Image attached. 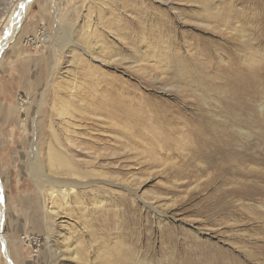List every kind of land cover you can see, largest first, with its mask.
Returning <instances> with one entry per match:
<instances>
[{
	"label": "rangeland",
	"instance_id": "1",
	"mask_svg": "<svg viewBox=\"0 0 264 264\" xmlns=\"http://www.w3.org/2000/svg\"><path fill=\"white\" fill-rule=\"evenodd\" d=\"M25 1L0 0V43ZM204 1L32 0L12 41L0 50V237L13 264H102L106 246L127 264H264L258 223L264 218H249L263 215L264 199L243 200L248 211L231 197L220 201L221 182L195 173L186 152L157 144L148 150L137 132L119 142L112 133L118 128L106 120L97 126L91 115L101 95L124 88L134 108L155 101L191 121L199 113L215 119L208 115L211 107L204 111L193 102L201 96L203 107L209 106L220 84H179L162 42L174 40L187 65L197 58L181 43L193 37L222 45L225 52L226 38H233L230 46L243 53V40L264 38V0H212L214 9L227 7L235 17L221 28L201 24ZM116 17V27L124 23L135 38L113 32L108 23ZM153 22L165 38H139V27L150 29ZM100 51L113 58L107 66L99 63ZM217 59L201 61L212 64L203 75L224 76L216 64L227 61ZM53 135L83 171L107 176L83 178L89 186L65 197L57 185V195L49 198L51 179L64 178L48 165ZM228 202L230 216L222 209ZM32 238L39 241L29 246ZM1 242L0 264H7Z\"/></svg>",
	"mask_w": 264,
	"mask_h": 264
},
{
	"label": "bare ground",
	"instance_id": "2",
	"mask_svg": "<svg viewBox=\"0 0 264 264\" xmlns=\"http://www.w3.org/2000/svg\"><path fill=\"white\" fill-rule=\"evenodd\" d=\"M211 1H204L203 10L201 9V24L207 27L212 24L217 25L219 28L221 26L230 27L231 18L235 17H232L227 7L221 8V11L214 9ZM31 2L32 0L24 2V7L21 8L13 23L7 28V34L0 43V50L10 40L12 41L18 24L27 13ZM119 22L120 20L118 21L116 17L108 25L112 27L113 32L119 38H135L131 35L132 29L130 30L124 23L116 27V23ZM138 32L141 35L139 38H143L148 33L152 38H165L159 23L153 22L150 29L140 26ZM189 39L191 43L187 40L185 43L182 41L181 46L196 55L197 61L190 65H187L186 61L181 60V55L178 54V45H176L174 40L162 43L166 50L172 54V56L167 57V60L172 65L170 68L174 74L172 76L179 84H184L185 82V85H189V83H193L196 88L201 89L203 87L201 84L204 85L206 79L214 81L212 83L215 85L217 83L220 84L209 95V106L203 107L202 101L205 99L201 96H199L200 103L193 102L194 106L200 107L204 111L211 107L214 112L208 115L215 117L214 120H209L200 113L199 115L196 114L197 119L188 120L182 114H179L177 110H174L173 107L166 103L162 104V102L149 101V104L143 110L134 108L133 102L129 100L131 98L130 91L122 88V91L119 92L117 88H112L113 86L111 87L112 90H109L110 95H105L104 93V95L99 97L97 106L93 104L96 110L93 109L92 111L94 112L91 115L95 117L94 122L97 126L101 123L100 121L103 120L104 123V120H106L109 125L118 128L115 131L113 130L114 132L112 133L119 142L136 137L135 133L137 132L142 136L140 138L145 142V147L148 150L154 148V144L159 145L161 149L175 145V148H178V152H186L188 162L191 161L193 166L198 168V170L195 169V173H200L202 176H210L213 182H221L220 201L231 197L233 201L236 199L240 203L241 209L248 211V207L245 208L243 200L250 201L255 197L264 199V119H262L264 118V38H247L243 40L244 48L247 50L243 53L236 52L230 46L233 44V38H226L227 45H225V49L227 53L222 45L209 43L208 40L195 37ZM260 44H263V47ZM103 53V51H100L97 54L98 57H102ZM211 56L219 58L217 60L221 59L223 62L227 61L226 65L223 66L216 64V68L223 70L224 76L219 73L218 77L213 79L212 76L203 75V73L211 71L210 67L212 64H204L201 61L208 60ZM222 58H225V60ZM112 60V57L109 59V57L104 56L99 60V63L107 66L105 61L111 62ZM220 80L222 82H219ZM203 90L206 91V88ZM193 101H195V98ZM132 123L137 128L136 130L133 129ZM144 129L145 132L147 131L146 138L143 135ZM57 141L56 136L54 138L50 137V141L47 143V161L52 172L56 175H62L64 178L51 179L49 185L52 189L49 191V198L57 195V191L54 189L57 185L61 188L62 196L65 197L75 190L89 186L91 183H83L80 181L81 179L92 176H107V173L95 170L83 171L71 161V158L65 154L64 150H61ZM68 141L73 143L75 140L70 137ZM95 143H97V140H95ZM92 150L97 152L96 149ZM177 175L180 176V174ZM2 202L3 197L0 186V234H2L3 228ZM259 204L263 207V215L261 217L251 215L249 217L250 220H262L264 218V204ZM230 206V202L222 205V209L227 216H230ZM49 218H53V215ZM258 223L262 225L261 229L264 230V221L262 220ZM0 238L2 248H4V260L7 264H13L6 249L3 236ZM29 246H31V243ZM262 252L264 253V250ZM101 253L103 254L99 258L102 264H127L122 254L117 253L112 246H106ZM106 260L108 261L106 262Z\"/></svg>",
	"mask_w": 264,
	"mask_h": 264
},
{
	"label": "built area",
	"instance_id": "3",
	"mask_svg": "<svg viewBox=\"0 0 264 264\" xmlns=\"http://www.w3.org/2000/svg\"><path fill=\"white\" fill-rule=\"evenodd\" d=\"M39 239L38 238H32L29 240L30 243H33L34 245H36L38 243Z\"/></svg>",
	"mask_w": 264,
	"mask_h": 264
}]
</instances>
